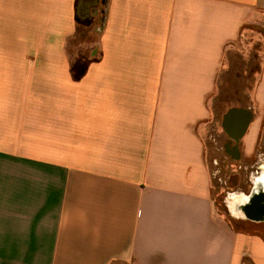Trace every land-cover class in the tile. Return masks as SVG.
<instances>
[{"label":"crops","instance_id":"0c3cea01","mask_svg":"<svg viewBox=\"0 0 264 264\" xmlns=\"http://www.w3.org/2000/svg\"><path fill=\"white\" fill-rule=\"evenodd\" d=\"M256 27L264 0H0V264H264L205 140L224 94L238 152L264 136Z\"/></svg>","mask_w":264,"mask_h":264},{"label":"rangeland","instance_id":"374dc122","mask_svg":"<svg viewBox=\"0 0 264 264\" xmlns=\"http://www.w3.org/2000/svg\"><path fill=\"white\" fill-rule=\"evenodd\" d=\"M244 41L248 45L247 48L245 46L246 49L241 51L239 58L243 63L246 65L248 63V66H250L249 84H251L256 79L260 65L258 49L260 43H264V31L260 33L258 27H256ZM238 66L240 67V64ZM224 96L225 98H223ZM224 96L220 97L222 101H215L214 111L217 114V119H220L222 113L229 108L227 102L235 99L228 97L227 94H224ZM235 100L241 102L243 99ZM218 122L219 120L217 123L207 127L205 131V140L208 147V165L212 175V195L218 209L227 215L228 218H232L236 215H233L228 207L230 195L233 192H251L254 178L259 171L258 167H260V163L264 162V136L262 133L259 134V138L252 150L253 155L250 158L244 155V151L241 148L239 149V158L233 159L221 148L224 134L222 133L220 122ZM245 264H249V262L245 261Z\"/></svg>","mask_w":264,"mask_h":264},{"label":"flooded vegetation","instance_id":"af4514ba","mask_svg":"<svg viewBox=\"0 0 264 264\" xmlns=\"http://www.w3.org/2000/svg\"><path fill=\"white\" fill-rule=\"evenodd\" d=\"M244 113L245 111L242 108L229 107L222 113L220 117L221 129H222V133L224 134L221 148L224 152H226V154H229L233 159H238L240 156L238 152V145H239V139L241 136H239L238 131L240 128V124L242 123V120L244 119V116H245ZM249 118H250V115H249ZM228 144L232 147L230 151L231 153L227 151L226 145ZM252 155L253 153L250 155V157ZM263 163L264 162L260 164H263ZM255 186L256 184H255V179H254V185L252 187L251 192L248 194H252L254 192Z\"/></svg>","mask_w":264,"mask_h":264},{"label":"bare ground","instance_id":"6f19581e","mask_svg":"<svg viewBox=\"0 0 264 264\" xmlns=\"http://www.w3.org/2000/svg\"><path fill=\"white\" fill-rule=\"evenodd\" d=\"M255 179V188L252 194H243V192L231 193L228 207L233 215L247 216L246 207L250 204L253 197L261 192H264V163L260 164L259 171Z\"/></svg>","mask_w":264,"mask_h":264},{"label":"water","instance_id":"95a60500","mask_svg":"<svg viewBox=\"0 0 264 264\" xmlns=\"http://www.w3.org/2000/svg\"><path fill=\"white\" fill-rule=\"evenodd\" d=\"M102 3L104 4L105 2L103 1ZM244 115V119L242 120L238 131L239 135L244 132L247 125L248 115L246 113H244ZM245 211L249 217L254 219L262 218L264 216V192L255 195L250 204L247 205Z\"/></svg>","mask_w":264,"mask_h":264},{"label":"trees","instance_id":"16d2710c","mask_svg":"<svg viewBox=\"0 0 264 264\" xmlns=\"http://www.w3.org/2000/svg\"><path fill=\"white\" fill-rule=\"evenodd\" d=\"M104 6V5H103Z\"/></svg>","mask_w":264,"mask_h":264}]
</instances>
